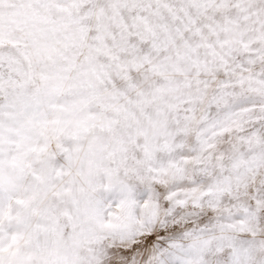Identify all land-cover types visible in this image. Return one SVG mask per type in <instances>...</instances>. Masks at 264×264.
Returning a JSON list of instances; mask_svg holds the SVG:
<instances>
[{"label":"snow or ice","instance_id":"1","mask_svg":"<svg viewBox=\"0 0 264 264\" xmlns=\"http://www.w3.org/2000/svg\"><path fill=\"white\" fill-rule=\"evenodd\" d=\"M0 264H264V0H0Z\"/></svg>","mask_w":264,"mask_h":264}]
</instances>
